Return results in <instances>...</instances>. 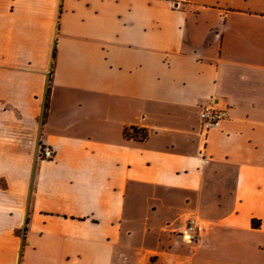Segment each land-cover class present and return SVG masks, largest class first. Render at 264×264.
I'll return each mask as SVG.
<instances>
[{
    "label": "crops",
    "instance_id": "obj_1",
    "mask_svg": "<svg viewBox=\"0 0 264 264\" xmlns=\"http://www.w3.org/2000/svg\"><path fill=\"white\" fill-rule=\"evenodd\" d=\"M0 264H264V0H0Z\"/></svg>",
    "mask_w": 264,
    "mask_h": 264
},
{
    "label": "built area",
    "instance_id": "obj_2",
    "mask_svg": "<svg viewBox=\"0 0 264 264\" xmlns=\"http://www.w3.org/2000/svg\"><path fill=\"white\" fill-rule=\"evenodd\" d=\"M227 109L219 108L213 102L205 105L199 112L200 131L206 135L211 129L217 128L219 124L227 118ZM45 158H50L52 153L46 149L42 152ZM206 226L197 219H189L181 232L184 241L192 243L205 232Z\"/></svg>",
    "mask_w": 264,
    "mask_h": 264
},
{
    "label": "water",
    "instance_id": "obj_3",
    "mask_svg": "<svg viewBox=\"0 0 264 264\" xmlns=\"http://www.w3.org/2000/svg\"><path fill=\"white\" fill-rule=\"evenodd\" d=\"M24 233H25V221H24V226H23V228H22L21 236H20L21 242L23 241Z\"/></svg>",
    "mask_w": 264,
    "mask_h": 264
},
{
    "label": "trees",
    "instance_id": "obj_4",
    "mask_svg": "<svg viewBox=\"0 0 264 264\" xmlns=\"http://www.w3.org/2000/svg\"><path fill=\"white\" fill-rule=\"evenodd\" d=\"M132 131L134 133H137V130L136 129H132ZM140 136H141V138H144V134L143 133H141ZM252 225L255 226V221H252Z\"/></svg>",
    "mask_w": 264,
    "mask_h": 264
},
{
    "label": "rangeland",
    "instance_id": "obj_5",
    "mask_svg": "<svg viewBox=\"0 0 264 264\" xmlns=\"http://www.w3.org/2000/svg\"><path fill=\"white\" fill-rule=\"evenodd\" d=\"M41 155L43 156V154L41 153ZM44 157V156H43Z\"/></svg>",
    "mask_w": 264,
    "mask_h": 264
}]
</instances>
